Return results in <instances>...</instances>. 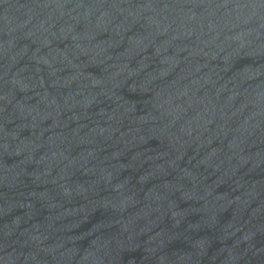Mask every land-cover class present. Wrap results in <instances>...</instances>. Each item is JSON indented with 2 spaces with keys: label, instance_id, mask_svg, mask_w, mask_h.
I'll return each mask as SVG.
<instances>
[{
  "label": "water",
  "instance_id": "obj_1",
  "mask_svg": "<svg viewBox=\"0 0 264 264\" xmlns=\"http://www.w3.org/2000/svg\"><path fill=\"white\" fill-rule=\"evenodd\" d=\"M0 264H264V0H0Z\"/></svg>",
  "mask_w": 264,
  "mask_h": 264
}]
</instances>
